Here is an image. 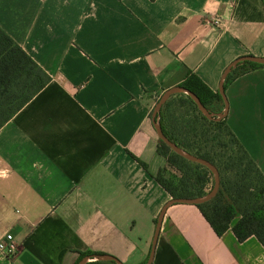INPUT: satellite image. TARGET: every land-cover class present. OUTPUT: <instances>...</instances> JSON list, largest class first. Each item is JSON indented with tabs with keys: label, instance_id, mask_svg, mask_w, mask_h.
<instances>
[{
	"label": "crops",
	"instance_id": "0c3cea01",
	"mask_svg": "<svg viewBox=\"0 0 264 264\" xmlns=\"http://www.w3.org/2000/svg\"><path fill=\"white\" fill-rule=\"evenodd\" d=\"M0 29L50 78L0 128V240L17 246L0 264L86 252L144 264L170 200L154 181L168 167L152 110L189 74L215 94L233 60L264 57L261 0H0ZM224 94L225 123L264 176V66ZM152 264H264V248L173 205Z\"/></svg>",
	"mask_w": 264,
	"mask_h": 264
},
{
	"label": "trees",
	"instance_id": "16d2710c",
	"mask_svg": "<svg viewBox=\"0 0 264 264\" xmlns=\"http://www.w3.org/2000/svg\"><path fill=\"white\" fill-rule=\"evenodd\" d=\"M261 67L263 65L249 62L238 65L227 76L224 90L236 77ZM49 81V76L0 29V128ZM179 86L192 92L210 113H219L223 109L220 95L212 93L196 76L189 74ZM172 103L185 113L176 120L181 128L180 136L173 133L175 128L170 125ZM185 117L193 119L191 124L183 120ZM159 120L162 132L169 141L208 161L218 171L219 187L215 196L195 206L212 231L220 236L230 229L239 242L254 237L264 248V176L225 120L206 119L193 101L184 95L170 97L161 107ZM156 151L173 171L170 178H166L162 170L154 177L170 198L192 199L210 192L213 176L209 170L178 156L159 139ZM141 166L145 169L143 164ZM236 217L237 221L231 226ZM88 255L100 254L80 253L77 262ZM88 264L113 263L94 261Z\"/></svg>",
	"mask_w": 264,
	"mask_h": 264
},
{
	"label": "water",
	"instance_id": "95a60500",
	"mask_svg": "<svg viewBox=\"0 0 264 264\" xmlns=\"http://www.w3.org/2000/svg\"><path fill=\"white\" fill-rule=\"evenodd\" d=\"M264 3V0H262ZM249 62V63H255L259 65L264 66V57H252V56H243L239 57L235 60H233L223 71L222 76L220 78V83L218 87V94L221 97V100L223 102V109L219 113H210L199 101V99L189 90L176 86L174 88H171L167 91H165L160 98L158 99L157 103L155 104L151 117H152V123L156 132V135L159 140H161L168 148H170L175 154L178 156L182 157L183 159L201 165L205 167L207 170L210 171V173L213 176V187L208 192L206 195L198 198H192V199H186V198H178V199H172L168 200L164 206L162 207L155 223V230H154V235H153V240H152V245H151V250L148 255V258L145 262V264H152V258H153V253H154V247L159 235V230H160V225L162 222V218L166 212V210L173 206V205H200L205 202H208L210 199H212L219 187V174L217 169L208 161L198 158L196 156H193L189 154L188 152L182 150L178 146H176L174 143L169 141L166 136L163 134L161 125H160V120H159V113L161 110V107L167 102V100L174 96V95H184L190 98L195 106L197 107L198 111L208 120H213V121H220L226 117L227 110H228V105L226 101V97L224 94V83L227 78V76L237 68L238 65ZM107 262V263H113V264H122L120 263L116 258L108 255H88L83 257L80 261L77 262V264H88L90 262Z\"/></svg>",
	"mask_w": 264,
	"mask_h": 264
},
{
	"label": "rangeland",
	"instance_id": "374dc122",
	"mask_svg": "<svg viewBox=\"0 0 264 264\" xmlns=\"http://www.w3.org/2000/svg\"><path fill=\"white\" fill-rule=\"evenodd\" d=\"M185 113L183 111V109L179 108L178 105L176 103H172V105L170 106V114H169V119H170V125H172V128L174 129V134L177 136H180V129L179 125L177 124L176 120H179V116H183ZM186 122H189L191 124V121L193 120L190 117H185L183 119ZM181 122V121H178ZM173 171H171L169 168L167 170V172H165V177L166 178H170V176L173 174ZM238 217H236L237 219Z\"/></svg>",
	"mask_w": 264,
	"mask_h": 264
},
{
	"label": "built area",
	"instance_id": "2783aa9c",
	"mask_svg": "<svg viewBox=\"0 0 264 264\" xmlns=\"http://www.w3.org/2000/svg\"><path fill=\"white\" fill-rule=\"evenodd\" d=\"M216 23L217 21L214 20V24ZM16 250L17 246L11 234H5L4 237L0 240V252L10 256L14 254Z\"/></svg>",
	"mask_w": 264,
	"mask_h": 264
}]
</instances>
